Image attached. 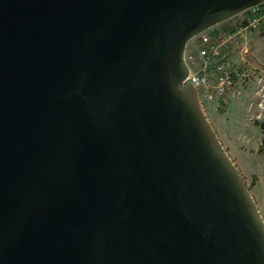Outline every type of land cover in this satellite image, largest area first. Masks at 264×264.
<instances>
[{
	"label": "water",
	"instance_id": "water-1",
	"mask_svg": "<svg viewBox=\"0 0 264 264\" xmlns=\"http://www.w3.org/2000/svg\"><path fill=\"white\" fill-rule=\"evenodd\" d=\"M262 1L0 0V264H264L182 59Z\"/></svg>",
	"mask_w": 264,
	"mask_h": 264
},
{
	"label": "crops",
	"instance_id": "crops-1",
	"mask_svg": "<svg viewBox=\"0 0 264 264\" xmlns=\"http://www.w3.org/2000/svg\"><path fill=\"white\" fill-rule=\"evenodd\" d=\"M261 8V5L258 6V13ZM247 14V11H243L232 16L239 19V22L236 23L238 28ZM232 17L213 25L207 29V32L215 35L219 32H225L227 25H233L232 27L234 28L236 26L234 21L228 22ZM228 29L231 32H236L232 31L233 29L231 28ZM238 43L239 39L235 41L234 45L232 44L233 46L229 49L228 56L233 61L239 77H237L235 85L227 94L223 110L216 114L210 106H207L208 111L212 110L213 114H211L210 119L206 117L205 113L204 116L220 147L245 184L264 225V153L260 152V140L262 138L260 125H264V120L254 121L252 119L251 116L255 113L254 108L247 111L248 104L255 101L254 92L257 88V79L260 78L264 84V70L253 69L251 72L252 77H250L251 82H248L246 88L237 85L239 78L243 75L241 74V66H238L236 62L241 60L238 59L236 53ZM252 59L250 58L249 60L254 63L260 61L256 55H253Z\"/></svg>",
	"mask_w": 264,
	"mask_h": 264
},
{
	"label": "built area",
	"instance_id": "built-area-1",
	"mask_svg": "<svg viewBox=\"0 0 264 264\" xmlns=\"http://www.w3.org/2000/svg\"><path fill=\"white\" fill-rule=\"evenodd\" d=\"M262 6L258 13V6ZM247 16L236 32H219L211 34L207 29L197 35L196 50L183 52V63L187 74L184 82H188L195 89L200 107L206 104L214 111H221L225 106L227 94L235 85L238 72L228 51L234 43V38L241 30L257 31L264 21V1L246 9ZM254 92L255 101L250 102L247 111L255 109L252 114L254 121L264 120V84L260 78L256 82Z\"/></svg>",
	"mask_w": 264,
	"mask_h": 264
},
{
	"label": "rangeland",
	"instance_id": "rangeland-1",
	"mask_svg": "<svg viewBox=\"0 0 264 264\" xmlns=\"http://www.w3.org/2000/svg\"><path fill=\"white\" fill-rule=\"evenodd\" d=\"M232 21H234V23L236 24L237 22H239V19L237 17L236 18L232 17V19H230V21L228 22H232ZM227 26H228L226 27L227 29L224 30L225 32L232 33L231 31H229L228 28L233 29L232 31H238L237 24L234 27L236 30L232 27L233 25H227ZM261 27L262 26H260L257 31L241 30L238 34H236L234 38V43L235 41L239 39L238 50H236V53H237L238 59H241V60H237L236 62L238 66H241V74H243L242 77L239 78L237 85L243 88H246L248 86V82H251L250 77H252L251 72L253 69L257 70L258 68L260 71L264 70V28H261ZM196 38H197V35L193 37L192 39H190L185 44V48H184L185 53L194 52L196 50V47H197L195 43ZM253 55H256V57L260 61L256 63L252 62ZM250 58L252 59V61L249 60ZM207 106L208 105L203 104V110L202 109L201 110L203 114L205 113L206 117L210 119L211 114L213 113L211 112L212 110L208 111ZM213 112L217 114L220 111H217V112L213 111ZM260 126L264 128V125H260Z\"/></svg>",
	"mask_w": 264,
	"mask_h": 264
},
{
	"label": "trees",
	"instance_id": "trees-1",
	"mask_svg": "<svg viewBox=\"0 0 264 264\" xmlns=\"http://www.w3.org/2000/svg\"><path fill=\"white\" fill-rule=\"evenodd\" d=\"M260 26H262L261 28H264V21L260 23ZM260 129L262 130V138L260 140V152L264 153V128L260 126Z\"/></svg>",
	"mask_w": 264,
	"mask_h": 264
}]
</instances>
